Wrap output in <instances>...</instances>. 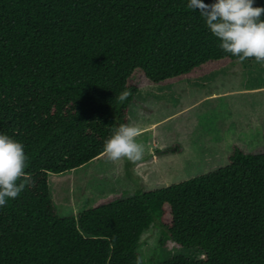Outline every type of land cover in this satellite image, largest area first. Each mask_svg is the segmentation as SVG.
<instances>
[{
    "label": "trees",
    "instance_id": "obj_1",
    "mask_svg": "<svg viewBox=\"0 0 264 264\" xmlns=\"http://www.w3.org/2000/svg\"><path fill=\"white\" fill-rule=\"evenodd\" d=\"M188 3L0 0V134L24 145L33 182L0 207V264H141L140 237L152 224L202 256L147 264H264V153L234 146L215 171L110 194L75 216H60L51 196L49 174L103 154L140 89L240 61Z\"/></svg>",
    "mask_w": 264,
    "mask_h": 264
},
{
    "label": "rangeland",
    "instance_id": "obj_2",
    "mask_svg": "<svg viewBox=\"0 0 264 264\" xmlns=\"http://www.w3.org/2000/svg\"><path fill=\"white\" fill-rule=\"evenodd\" d=\"M128 117L141 129L136 140L144 147L143 158L113 162L103 153L70 171L49 174L60 216H75L110 194L126 198L215 171L228 163L234 146L264 153V66L234 61L201 77L146 86L134 95ZM137 251L141 264L178 254L202 256L198 249L174 247L157 224L142 233Z\"/></svg>",
    "mask_w": 264,
    "mask_h": 264
},
{
    "label": "clouds",
    "instance_id": "obj_3",
    "mask_svg": "<svg viewBox=\"0 0 264 264\" xmlns=\"http://www.w3.org/2000/svg\"><path fill=\"white\" fill-rule=\"evenodd\" d=\"M187 7L200 12L224 52L238 57L241 62L254 58L264 66V7L254 6V0H213L212 3L189 0ZM129 95L124 91L118 99L123 102ZM141 134L137 125L114 127L103 143L105 156L113 162L141 160L144 147L136 140ZM27 167L24 145L7 134H0V207L5 206L8 199H16L33 183L31 174L25 171Z\"/></svg>",
    "mask_w": 264,
    "mask_h": 264
}]
</instances>
